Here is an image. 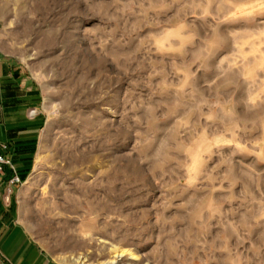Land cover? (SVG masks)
<instances>
[{"label": "rangeland", "instance_id": "1", "mask_svg": "<svg viewBox=\"0 0 264 264\" xmlns=\"http://www.w3.org/2000/svg\"><path fill=\"white\" fill-rule=\"evenodd\" d=\"M45 7L49 27L63 24L65 39L62 44L67 49L66 57L78 53L77 62L86 65L88 75L85 90L81 94L77 89L73 96L76 103L67 109V89L62 91L56 85L44 62L33 60V48L39 37H34L24 49H19L11 41L13 35L29 30L24 6L17 15L16 29L4 30V25L12 19V12L9 9L4 13V20L0 21V61L9 62L20 71L19 84L29 79L38 92L33 101L20 96L11 111L19 123L28 119L34 121V132L27 145L30 147L29 172L17 190L19 221L31 239L61 264H141L155 246L154 242L149 243L156 234L152 229L143 235H132L126 227L109 226L101 218L89 231L82 226L79 212L73 215L68 211L82 198H93V193L118 205L116 211L124 215L147 217V224L153 223L160 211L168 218L175 213L184 218L182 222H174L178 231L191 227L190 211L197 205L206 206L211 200L214 205L222 206L220 214L211 220L207 211L203 213L209 240L220 234L221 224L228 221L239 223L242 217L250 219L258 213L259 205L254 200L261 199V193H264V163H258L253 157L229 158L227 149L223 150L222 156H213L212 162L203 169L199 182L192 187L178 184L176 189L164 194L163 190L151 185V177L147 180L148 169L157 163L162 164L164 172L169 174L166 180L170 177L174 181L176 177L172 173L182 175V172L174 161L168 159L180 155L172 151L178 143L173 140L172 128L176 116H164L168 111L164 105L172 103L173 93L156 88L160 76L150 79L153 67H160L159 63L153 62L159 61L160 57L146 53L143 48L137 51L142 37H145L144 43H148L146 34L151 31L142 24L143 31L132 30L133 24L140 22L139 9L134 8L126 22L120 21L103 51L97 47L93 53L88 50V44L97 43L93 34L99 30L100 22L88 18L83 4H76L75 0L70 3L49 0ZM175 9L179 11V5ZM149 18H154L152 13ZM73 35L77 36L80 49L73 48ZM56 54L53 47L46 49L44 57L52 58ZM167 63L165 58V70ZM92 80L95 83L89 87ZM194 87L199 89L198 80ZM130 102L141 105L136 112L141 124L134 125L132 131L142 132L139 138L142 144L144 139H149L143 148L137 146L135 150L132 143L137 138L128 131V125L133 123L130 120L132 114L127 111ZM149 105L155 111L151 123L146 124ZM182 111L179 110L177 115ZM131 151L132 156L128 157ZM143 157H147L146 162L135 168V162ZM221 159L223 164L213 173L217 179L209 184L203 176L213 163ZM222 173L228 174V180L221 185L224 190L212 191L220 184ZM160 174L157 169L156 175ZM232 181L235 186L229 191ZM96 184L101 188L92 187ZM104 187L107 195L101 190ZM168 197H171L167 200L171 207L164 210ZM179 203L185 208L175 207ZM260 231L261 228H255L252 238L255 239ZM229 243L230 246L236 243L235 236ZM118 254L122 255L118 258ZM216 255L220 257L222 254Z\"/></svg>", "mask_w": 264, "mask_h": 264}, {"label": "clouds", "instance_id": "2", "mask_svg": "<svg viewBox=\"0 0 264 264\" xmlns=\"http://www.w3.org/2000/svg\"><path fill=\"white\" fill-rule=\"evenodd\" d=\"M75 3L84 5L88 18L100 22L99 30L93 34L97 43L88 44L90 52L95 53L97 47L103 51L120 21L126 22L134 8L139 9L140 22L134 23L132 30L143 31L141 24L151 29L146 34L148 43H144L145 37H142L137 51L143 48L146 53L160 57L153 62L160 67H153L150 79L160 76L156 88L173 93L172 103L164 105L168 109L164 116H176L172 128L173 140L178 143L172 151L180 155L168 159L182 172V175L172 173L176 177L174 181L170 177L166 180L169 174L157 163L148 169L147 180L151 177V185L163 190L164 194L176 189L178 184L192 187L199 182L213 156H222L225 149L229 150V158L253 157L258 163H264V0H75ZM48 4L49 0H0V21L10 9L12 19L4 25V30L16 29L17 15L24 6L29 30L13 35L11 41L24 49L29 41L39 37L33 48V60L44 62L56 85L62 91L67 89V109H70L76 103L73 96L77 89L81 94L85 90L88 70L86 65L77 62L78 53L66 57L67 49L62 44L65 39L63 24L51 28L46 23L48 9L45 5ZM177 5L179 11L175 9ZM149 13L154 18H149ZM77 40L73 35L72 46L80 49ZM53 47L57 54L52 58L44 57L46 49ZM210 60L214 63L210 64ZM197 80L199 89L194 87ZM94 83L95 80L90 81L89 87ZM130 104L127 111L132 114L133 123L128 125V131L137 138L132 143L135 150L137 146L143 148L149 139H144L142 144L139 139L142 132L132 131L134 125L141 124L140 116L136 115L141 105ZM181 109L183 111L177 115ZM147 111L149 117L145 123L150 124L155 110L149 105ZM131 156L132 151L128 153V157ZM146 160L147 157L139 158L135 168ZM223 162L221 159L213 163L203 176L204 180L213 183L217 179L213 173ZM157 169L161 173L159 176ZM219 179L220 184L212 191L224 190L221 185L228 180V174L222 173ZM234 186L235 181H232L228 190ZM92 187L101 188V185ZM101 190L108 194L106 187ZM92 196L91 199L82 198L68 209L73 215L81 214L85 230L91 231L96 221L103 218L105 224L126 227L132 235H143L148 229L156 233L149 241L155 246L141 264H145V260L146 264H264V224L261 223L264 221V193L261 199L254 200L259 205L257 214L250 219L242 217L239 223L221 224L222 231L211 240L207 239L203 213L207 211L211 220L220 214L222 206L214 205L211 200L206 206L197 205L190 211L191 227L178 231L174 222H182L184 218L175 213L168 218L160 211L154 222L147 224V217L124 215L116 211L118 205L94 193ZM168 199L171 197L166 198L164 210L171 207ZM175 207L185 208V205L179 203ZM257 227L261 231L253 239L252 233ZM232 236L236 243L230 246ZM217 253L222 255L217 257ZM137 259H141L140 256Z\"/></svg>", "mask_w": 264, "mask_h": 264}, {"label": "crops", "instance_id": "3", "mask_svg": "<svg viewBox=\"0 0 264 264\" xmlns=\"http://www.w3.org/2000/svg\"><path fill=\"white\" fill-rule=\"evenodd\" d=\"M20 71L9 62L0 61V124H2L0 142L7 144L2 149L12 163L22 183L29 172L28 158L30 147L27 145L34 132L32 119L18 122L11 113L14 103L20 96L33 101L37 91L29 79L18 83ZM21 86V87H19ZM17 121V122H16ZM13 172L7 165H2L0 172V262L4 264H61L28 236L26 228L19 221L17 211V190L19 185L11 186L7 192L8 180Z\"/></svg>", "mask_w": 264, "mask_h": 264}, {"label": "built area", "instance_id": "4", "mask_svg": "<svg viewBox=\"0 0 264 264\" xmlns=\"http://www.w3.org/2000/svg\"><path fill=\"white\" fill-rule=\"evenodd\" d=\"M7 144L5 142H0V172L2 171V165H7L13 172L12 177L8 180L7 192H10L11 186L14 184H20V179L15 171V166L12 161L2 152V149H6Z\"/></svg>", "mask_w": 264, "mask_h": 264}, {"label": "bare ground", "instance_id": "5", "mask_svg": "<svg viewBox=\"0 0 264 264\" xmlns=\"http://www.w3.org/2000/svg\"><path fill=\"white\" fill-rule=\"evenodd\" d=\"M122 254H118V258L121 256Z\"/></svg>", "mask_w": 264, "mask_h": 264}]
</instances>
